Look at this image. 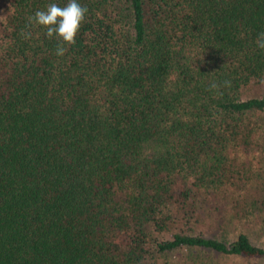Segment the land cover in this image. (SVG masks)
Instances as JSON below:
<instances>
[{
    "label": "trees",
    "instance_id": "trees-1",
    "mask_svg": "<svg viewBox=\"0 0 264 264\" xmlns=\"http://www.w3.org/2000/svg\"><path fill=\"white\" fill-rule=\"evenodd\" d=\"M78 2L58 57L28 17L67 0H0V264L264 257L184 231L196 209L264 215V0Z\"/></svg>",
    "mask_w": 264,
    "mask_h": 264
},
{
    "label": "rangeland",
    "instance_id": "rangeland-1",
    "mask_svg": "<svg viewBox=\"0 0 264 264\" xmlns=\"http://www.w3.org/2000/svg\"><path fill=\"white\" fill-rule=\"evenodd\" d=\"M262 155L264 157V154ZM262 166L263 169L260 172V180L254 184L255 192H253L251 196L255 195V198L264 200V163ZM256 185H258L261 190H257ZM258 206L260 207L261 205ZM196 212L199 213L200 216L197 221L191 220V228L184 227L186 233L195 232L205 236L210 235L217 237L220 234L228 233V238H232L237 231H242L246 233L252 243L264 247V215L260 216L259 213H252L250 214L251 217L248 215L246 220L242 217H235L233 212L222 214V211L211 212L203 209H196ZM204 256L208 258L209 263L213 264H264V257L232 256L218 253H208V256L207 254ZM186 258L187 255L185 252L165 255L163 264H170L172 262L175 264H186Z\"/></svg>",
    "mask_w": 264,
    "mask_h": 264
},
{
    "label": "clouds",
    "instance_id": "clouds-1",
    "mask_svg": "<svg viewBox=\"0 0 264 264\" xmlns=\"http://www.w3.org/2000/svg\"><path fill=\"white\" fill-rule=\"evenodd\" d=\"M88 8L81 5L78 0H67L65 6H59L57 3L48 4L45 9L37 10L28 17V25H36L46 30V36L49 39H56L55 55L63 57L68 51V47L76 43V36L80 31L82 24L86 21ZM21 37L29 40L32 32L22 29ZM256 47L264 50V32L257 34L254 41ZM231 80L225 79L222 82L211 81L208 90L215 93L216 96H222V88H231Z\"/></svg>",
    "mask_w": 264,
    "mask_h": 264
}]
</instances>
